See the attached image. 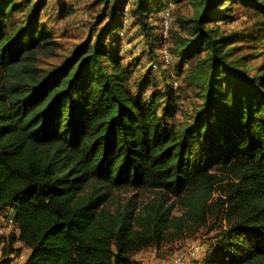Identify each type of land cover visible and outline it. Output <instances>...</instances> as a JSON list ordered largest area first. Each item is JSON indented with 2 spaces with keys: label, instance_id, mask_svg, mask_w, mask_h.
I'll list each match as a JSON object with an SVG mask.
<instances>
[{
  "label": "trees",
  "instance_id": "1",
  "mask_svg": "<svg viewBox=\"0 0 264 264\" xmlns=\"http://www.w3.org/2000/svg\"><path fill=\"white\" fill-rule=\"evenodd\" d=\"M46 2L0 0V216L14 222L0 264L15 243L24 264H139L201 229L197 264H264V70L243 53L264 47V0H101L63 56ZM184 3L164 39L199 101L182 126L174 88L147 93L152 69L135 77L118 33L128 19L159 61L155 15ZM240 7L248 34L223 28Z\"/></svg>",
  "mask_w": 264,
  "mask_h": 264
},
{
  "label": "rangeland",
  "instance_id": "2",
  "mask_svg": "<svg viewBox=\"0 0 264 264\" xmlns=\"http://www.w3.org/2000/svg\"><path fill=\"white\" fill-rule=\"evenodd\" d=\"M63 6L71 8L72 14L67 17L61 16L60 11ZM101 6V0H47L46 5L41 11V23L45 24L47 28L53 32L56 40L61 44V47L58 50L59 56L66 55L76 43L82 41L88 36L90 33L91 23ZM167 8H169L173 25L176 23V18H189L193 14V7L188 3L170 5ZM26 11L27 10L24 9L23 11L14 14V20H22ZM159 14L155 15L159 18L156 21L157 27L154 30L156 33H159V31L160 33L162 32V27L158 30L159 25H162V14L161 12H159ZM129 22L130 21L128 19L124 18L123 28L118 33V37L121 39V50L125 56L124 61L134 63L135 77L136 75L144 74L148 69H152V78L154 81L149 84L147 93L152 91L155 86L159 89H163L165 84L169 83L179 97L178 111L174 120L182 126L189 124L193 110L196 108L199 101L195 96L194 90L186 85L183 80V76L179 73L180 66L178 65L177 57L173 54L172 63L168 66L164 65L160 58L158 61L157 56L149 53L148 43L146 42L145 37L140 34L137 27L134 28L132 25L129 26ZM252 22L253 18L246 15L245 10L240 7L237 9L236 19L233 22L223 25V28H225L226 31L239 30L248 34L250 32ZM165 41L167 47L172 45V39H167ZM250 44L259 46L260 41H254ZM161 45L162 42H160L157 47L158 55L159 47ZM252 52L257 54V57L250 63V66H253L254 68L261 66L264 70V47L261 49L259 47H247L243 51V53ZM59 56L48 59L47 62L57 63L61 59ZM121 194L123 196L132 195V193ZM3 222H5L6 225H4ZM13 228V226L7 224L5 219H0V230H2L0 236L9 234ZM213 233L214 232L207 234L205 229H201L195 235H187L179 241L162 246L159 250H155V248H148L135 253L133 257L139 262V264H152L154 261L158 263H170L174 254L180 250L188 248L190 245L196 243L206 245ZM1 246L2 243H0V253ZM14 246L18 248V250L12 257V263L10 262L9 264H24L25 258L29 253V249L22 246L20 243H15ZM203 254L204 253H202L198 258L189 259L188 263H197L201 260ZM15 257L18 258L17 261H15Z\"/></svg>",
  "mask_w": 264,
  "mask_h": 264
},
{
  "label": "built area",
  "instance_id": "3",
  "mask_svg": "<svg viewBox=\"0 0 264 264\" xmlns=\"http://www.w3.org/2000/svg\"><path fill=\"white\" fill-rule=\"evenodd\" d=\"M170 17L171 16H170L169 10L162 11L161 20H162L163 40L161 41L162 45L159 47V57L163 61V64L167 66L172 63L171 53L168 49L169 47L166 46L165 41H164V39H166L168 36ZM124 25H125V22H124ZM5 221L10 226L14 225L12 216H7L5 218ZM204 250H205V245L201 243L192 244L188 248L184 250H180L179 252L174 254L169 264H187L189 259L198 258L202 253H204ZM17 260L18 258L15 257V261Z\"/></svg>",
  "mask_w": 264,
  "mask_h": 264
},
{
  "label": "crops",
  "instance_id": "4",
  "mask_svg": "<svg viewBox=\"0 0 264 264\" xmlns=\"http://www.w3.org/2000/svg\"><path fill=\"white\" fill-rule=\"evenodd\" d=\"M9 216H11V212H10ZM3 217H4V216H0V219L4 220ZM3 224L6 225L5 222H3ZM13 229H14V228H13ZM1 231H2V230H0V233H1ZM3 235H4V234H3ZM5 235H6V234H5ZM0 254H1V253H0ZM198 262H199V261H198ZM198 262H197V263H198ZM197 263H195V264H197ZM152 264H169V263H168V262H164V263L161 262V263H158V262L154 261ZM187 264H189V263L187 262Z\"/></svg>",
  "mask_w": 264,
  "mask_h": 264
}]
</instances>
